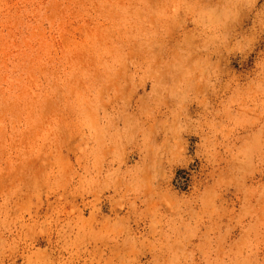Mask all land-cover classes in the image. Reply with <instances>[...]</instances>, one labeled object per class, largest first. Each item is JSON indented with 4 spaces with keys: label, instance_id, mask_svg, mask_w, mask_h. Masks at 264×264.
<instances>
[{
    "label": "rangeland",
    "instance_id": "obj_1",
    "mask_svg": "<svg viewBox=\"0 0 264 264\" xmlns=\"http://www.w3.org/2000/svg\"><path fill=\"white\" fill-rule=\"evenodd\" d=\"M0 264H264V0H0Z\"/></svg>",
    "mask_w": 264,
    "mask_h": 264
}]
</instances>
